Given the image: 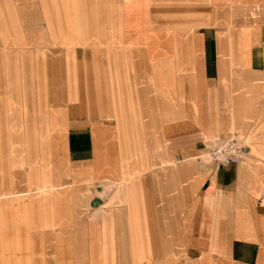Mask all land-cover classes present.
Segmentation results:
<instances>
[{
  "label": "crops",
  "instance_id": "crops-1",
  "mask_svg": "<svg viewBox=\"0 0 264 264\" xmlns=\"http://www.w3.org/2000/svg\"><path fill=\"white\" fill-rule=\"evenodd\" d=\"M64 1L40 0L50 39L23 37L0 16L3 47L11 40L37 58L46 43L73 53L84 43ZM171 1L143 0L148 21L134 15L111 43L125 57L107 56L112 32L98 30L96 116L50 108L30 126L39 129L32 158L8 148L27 143L19 110L15 123L0 111L9 237L52 241L60 230L72 241L80 225V264L106 256L107 264H264V0H177L191 4V19ZM29 74L20 96H31ZM230 138L244 145V160L220 166L212 153ZM90 197L97 216L78 218ZM56 256L55 247L46 260Z\"/></svg>",
  "mask_w": 264,
  "mask_h": 264
},
{
  "label": "rangeland",
  "instance_id": "rangeland-1",
  "mask_svg": "<svg viewBox=\"0 0 264 264\" xmlns=\"http://www.w3.org/2000/svg\"><path fill=\"white\" fill-rule=\"evenodd\" d=\"M68 3L71 10L70 18L79 22L78 27L81 35L78 38H81L80 42L84 43L73 48V53L66 54V50L69 49L67 47L46 43L40 48L43 54L40 58H37L29 48L14 46L11 40L6 45L7 48H4L2 41H0V111H2V115L5 112V117H7L8 112L9 123H15L17 121V111L19 110L21 115L19 121L24 123L25 127L21 129V133L27 141L24 145L9 144L8 148L12 152L27 154L26 157L29 158H32V154L38 152L36 145L30 144V142L38 136L39 131L37 127L32 129L30 126L33 127L36 122L38 124L39 120L45 122L47 111L50 108H74L73 115L80 118L96 116L95 57L99 49L96 42L98 30L108 28L112 32L109 40L103 38L109 44L106 55L111 54L110 57H114L115 52H118V56L125 57V54L116 49V45H111L112 41L119 39L121 28L123 26L129 27L128 20L135 19L136 16L133 17L134 15L137 14L138 20L145 15V19L148 21L143 0H134L135 9L133 11L130 9L128 11V4H122L120 0H69ZM64 5H67L65 1ZM169 5L173 11L178 10L185 13L188 11L184 7L191 6L189 3L177 0L169 2ZM61 12L65 21L67 10L61 9ZM2 15L3 21L4 19L8 23L12 21L14 25H17V33L19 32L23 37L26 35L39 36L44 33L49 38L40 0H0V16ZM184 17L192 18L188 13ZM144 27L142 28L144 29ZM9 28L12 29L10 25ZM1 30L2 26H0V32ZM26 52H30L28 57L24 56ZM28 72H30L28 83L31 85L32 93L29 97L27 92L24 91V95L20 96L21 91H16V89L19 87L18 84H22L26 88L24 80H26L25 77ZM68 88L76 96L67 97ZM122 97L120 96L119 99L122 100ZM117 103L121 102L117 101ZM81 106L84 107L80 108ZM8 131H10V128ZM12 136H17V134L14 132ZM72 185L80 184L73 182ZM11 195L0 192V198ZM90 200L91 197L84 205L87 208H78L76 211L78 218L92 220L97 216V210L89 202ZM28 212L30 218L33 219V212L31 210H28ZM44 226L48 227L47 224ZM14 227L16 229L17 226L14 224ZM92 227L95 228V226ZM80 228V225L74 226L72 241L65 240L64 232L58 230L59 237L56 240L50 241L46 238L22 242L18 239L20 236L17 234H14L12 238L8 236L9 232L14 229L9 224L7 214L0 212V264H50L46 258H49L55 247L57 264H80L77 257L81 252V242L78 239ZM104 231H108L107 234L113 232L112 227L110 230L106 227ZM32 249L38 258L35 259L34 263L31 258ZM65 251L67 252L65 253ZM111 259L112 257L106 256V264L110 263Z\"/></svg>",
  "mask_w": 264,
  "mask_h": 264
},
{
  "label": "built area",
  "instance_id": "built-area-1",
  "mask_svg": "<svg viewBox=\"0 0 264 264\" xmlns=\"http://www.w3.org/2000/svg\"><path fill=\"white\" fill-rule=\"evenodd\" d=\"M245 154L246 151L242 142L237 138H230L217 147L212 156L220 166H226L242 162Z\"/></svg>",
  "mask_w": 264,
  "mask_h": 264
}]
</instances>
